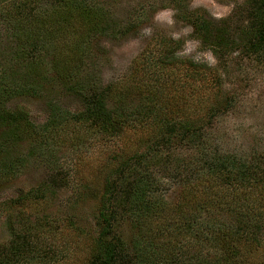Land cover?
<instances>
[{
  "label": "trees",
  "instance_id": "16d2710c",
  "mask_svg": "<svg viewBox=\"0 0 264 264\" xmlns=\"http://www.w3.org/2000/svg\"><path fill=\"white\" fill-rule=\"evenodd\" d=\"M184 19L217 59L239 51L264 64V0H244L232 16L218 22L191 15ZM0 27L6 32L0 34V184L21 175L34 154L45 149L49 155L50 139L72 125L111 137L132 119L151 122L154 128L142 149L118 160L105 174L96 231L83 264H262L252 256L264 253V153L227 152L205 134L206 125L233 106L228 94L203 107L200 117L191 114L204 96L192 83L208 84L212 69L186 60L187 78L178 85L186 95L177 94L179 102L173 94L166 97L159 75L151 86L137 83L139 101L132 108L122 100L123 85L112 97L96 75L93 40L118 38L130 30L114 23L103 5L91 0H0ZM159 47L154 67L160 72L181 63L168 50L173 45L164 42ZM58 86L79 101L80 109L72 112L48 102V118L38 126L25 108L7 105L16 97L47 96ZM167 102L175 108L170 116L163 105ZM173 147H185L192 154L188 160L179 153L171 156L170 169L160 154ZM153 170L168 172L167 184H181L182 198L174 209L163 195L162 178ZM59 180L51 176L17 200L44 202L55 195L51 191ZM174 211L181 220L167 238L165 222ZM122 220L135 230L132 237L118 232ZM30 228L10 227L8 243L0 246V264H43L48 259V250Z\"/></svg>",
  "mask_w": 264,
  "mask_h": 264
},
{
  "label": "rangeland",
  "instance_id": "374dc122",
  "mask_svg": "<svg viewBox=\"0 0 264 264\" xmlns=\"http://www.w3.org/2000/svg\"><path fill=\"white\" fill-rule=\"evenodd\" d=\"M91 1L103 5L121 29H130L118 38L98 37L90 47L97 65L96 75L101 86L109 90V95L111 93L114 97L116 89L123 85L122 100L135 108L139 101L135 85L139 83L140 86H151L153 77L159 75L158 84L166 86V90L170 91L163 90L166 97L173 94L179 102L177 94L186 95L184 87L178 86H183L187 78L186 60L204 64L212 69L211 74L214 76L212 79L210 76L208 84L198 81L192 83L202 89L204 95L203 102L199 103L196 110L191 111L192 116L200 117L205 113L203 107L214 104L219 99L218 95L228 94L232 98L233 106L210 125H206L205 134H209L214 146L227 152L264 153V64L245 58L239 51L217 59L201 46L192 34L191 25L184 19L191 15L218 22L232 16L244 0ZM1 28L0 34L3 37L6 32ZM164 42L173 45L168 50L181 63L160 72L154 67V62L160 52L159 46ZM151 57L152 61H149ZM41 58L49 59L45 54ZM172 86L174 89L171 90ZM48 102H54L60 108L72 112L81 107L74 96L59 86L47 96L16 97L7 105L10 108H25L29 112L30 120L41 126L49 115ZM168 104H163L167 115L171 108L175 109ZM181 115L182 112L177 116ZM150 123L132 119L128 127H118L115 133L117 136L114 137L90 131L87 126L72 125L64 133L52 137L49 142V155L45 149L43 154H34L29 160L31 163L21 175L0 184V246L8 243L11 226L24 225L31 227L30 230L40 237V245L48 250V259L43 264H83L90 252L88 242L93 237L94 230L96 231L97 199L105 174L116 166L118 160L142 149V144L155 132L149 126ZM185 149H165L160 157L170 164L171 169V156L179 153L185 160L191 157L192 152ZM25 151L27 152V148ZM153 172L156 177L162 178L163 195L170 208L174 209L182 198L181 184H167L165 176L168 172ZM55 175L60 178L55 183L56 189L51 191L55 195L37 203L31 201L21 204L17 200L26 191ZM61 180L63 181L60 182ZM180 220V215L175 211L168 215L165 222L169 228L167 238L175 233L174 228ZM117 230L126 238L132 237L135 231L126 220L118 223ZM252 259L264 264L262 250L255 253Z\"/></svg>",
  "mask_w": 264,
  "mask_h": 264
}]
</instances>
